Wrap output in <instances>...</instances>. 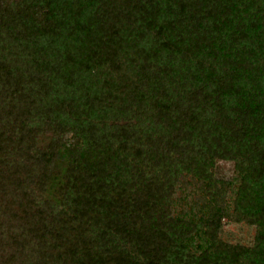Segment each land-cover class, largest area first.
Masks as SVG:
<instances>
[{
	"label": "trees",
	"instance_id": "trees-1",
	"mask_svg": "<svg viewBox=\"0 0 264 264\" xmlns=\"http://www.w3.org/2000/svg\"><path fill=\"white\" fill-rule=\"evenodd\" d=\"M0 264H264V0H0Z\"/></svg>",
	"mask_w": 264,
	"mask_h": 264
},
{
	"label": "rangeland",
	"instance_id": "rangeland-1",
	"mask_svg": "<svg viewBox=\"0 0 264 264\" xmlns=\"http://www.w3.org/2000/svg\"><path fill=\"white\" fill-rule=\"evenodd\" d=\"M214 171L216 178L224 181H230L232 183V188L228 189L226 198V204L231 205L234 197L233 188H235L237 184L235 183L236 172L234 170V164L227 161H218L216 162ZM184 207L188 208V204ZM181 208L183 207H178L177 210L180 211ZM255 232L256 229L254 226H250L245 223H234L229 218H224L220 238L224 241V243H239L250 246L254 240Z\"/></svg>",
	"mask_w": 264,
	"mask_h": 264
}]
</instances>
